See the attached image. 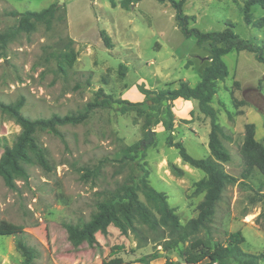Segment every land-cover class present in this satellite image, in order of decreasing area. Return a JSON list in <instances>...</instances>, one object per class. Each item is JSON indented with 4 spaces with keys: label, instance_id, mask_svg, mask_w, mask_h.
<instances>
[{
    "label": "rangeland",
    "instance_id": "rangeland-1",
    "mask_svg": "<svg viewBox=\"0 0 264 264\" xmlns=\"http://www.w3.org/2000/svg\"><path fill=\"white\" fill-rule=\"evenodd\" d=\"M119 1L0 0V32L16 24L11 11H39L55 5L49 29L37 23L32 31L17 32L0 46V102L22 98L24 115L48 118L82 111L85 104L100 96V88L113 99L142 102L146 98L139 85L160 89L183 79L194 86L209 52L205 44L196 45L194 37L182 35L170 4L140 0L124 9ZM244 1L184 0L183 10L192 17L190 26L222 30L229 20L239 37L264 48V25L245 23ZM251 10L254 19L264 17L259 5ZM102 30L109 35L112 47L103 42ZM71 49L76 53L74 62L60 68L61 55ZM223 60L228 74L218 81L211 106L230 136L222 139L230 153L224 168L237 180L225 187L208 225L213 239L224 242L229 233L240 231L244 251L264 254V229L256 220L264 211V175L254 168L242 178L240 154L245 123H254L257 140L264 137V63L246 50L231 51ZM191 103L193 109L186 111L185 106ZM120 107L116 102L98 106L83 121L59 126L57 133L39 132L38 140L47 151L52 170L28 165L27 179H16L14 188L0 177V220L22 227L24 240L39 251L33 264H101L116 246H121L115 255L121 256L124 264H144L135 260L154 247L161 248L153 242L152 234L140 242L132 232L122 234L113 225L106 234L96 232L94 245L83 242L74 247L67 238L65 222L88 220L107 189L142 174L136 163L120 161L123 145L139 143L144 155L138 161L147 169L148 182L166 194L182 223L196 216L203 193L195 191V182L205 173L184 163L178 149L168 145L167 137L180 141L191 156L206 157L209 119L199 112L194 99L174 100L168 106L174 120L169 132L160 123L145 128L144 113L135 109L123 113ZM148 128L154 130V138L142 145ZM18 131L14 118L0 110V136L11 141ZM171 164L183 174L173 173ZM180 248L182 244L161 252V257L150 264H164L166 260L184 264ZM21 262L13 234L0 231V264Z\"/></svg>",
    "mask_w": 264,
    "mask_h": 264
},
{
    "label": "trees",
    "instance_id": "trees-1",
    "mask_svg": "<svg viewBox=\"0 0 264 264\" xmlns=\"http://www.w3.org/2000/svg\"><path fill=\"white\" fill-rule=\"evenodd\" d=\"M139 1L120 0L119 4L122 8L129 9ZM157 1L170 4L174 11L175 23L184 37H194L198 46L206 45L209 52L208 61L199 71L198 82L191 86L186 80L180 79L178 82L166 83L160 89H147L144 85H139L146 98V101L142 102L113 99L100 88L97 91L100 96H97L93 102L85 104L82 111L62 116L53 114L48 118H30L24 115L21 110L22 98L12 103L0 102V110L12 116L19 126V131L13 135L11 141L3 135L0 136V147H2L0 177L8 187L14 188L16 179H27L28 165L35 164L46 171L52 170L53 166L47 157V151L38 140V133L42 131L57 133L59 126L83 121L95 107H106L116 102L121 104L120 111L123 113L130 109L144 113L147 117L145 128L160 123L170 132L174 120L168 109L169 103L179 98L194 99L199 112L209 119V155L203 158L191 156L183 144L180 141H172L170 135L167 137V143L178 149L179 157L184 163L205 173L195 182V191L203 193V198L196 207V216L182 223L175 208L169 205L166 194L156 190L148 182L147 169L138 161L144 155L139 143L123 145L120 149V161L136 163L142 174L131 176L114 188L107 189L104 197L96 202V210L88 220L77 223L65 222L67 238L74 247L83 242L94 245L97 243L96 232L106 234L108 227L113 225L122 234L132 232L140 242L145 241L149 234H152L153 242L161 246L160 249L154 247L152 252L138 257L136 262L150 264L152 260L161 257V250L165 252L182 244L178 253L184 264H264L263 253L254 254L241 248L244 237L240 231L229 233L225 241L220 242L212 238L208 225L225 187L237 180V177L224 168V163L230 159V153L226 150L222 139H229L230 136L227 135L225 127L218 123L217 112L211 106V101L218 90V81L224 80L228 74L223 56L231 51L246 50L253 53L256 60L264 63V48L239 37L233 31L234 25L229 20L225 21L226 27L222 30L203 31L190 26L192 17L183 10L184 0ZM112 4L115 5V2ZM254 5L264 9V0H245L243 19L248 25L262 27L264 17L253 18L251 8ZM54 9L55 5L51 4L39 11H11L10 14L16 17V24L0 32V46H5L17 32L32 31L37 23H43L49 29L54 18ZM101 38L106 47H112L106 31H101ZM75 58L74 50L64 52L61 55L60 68L64 69L65 65L71 66ZM235 84L237 85L238 81H235ZM148 101H152L153 104L150 105ZM242 103L244 101H240V104ZM151 116L156 118L152 120ZM240 154L244 164L242 178H247L254 168L264 175V137L262 141L256 139L254 123L244 125ZM171 170L177 175L183 174L182 169L174 164H171ZM256 220L264 229V211L257 215ZM0 231L13 234L16 250L22 256L21 264H33L39 251L24 240L22 227L0 220ZM200 232H204L205 235L199 236ZM116 250H121V246L113 247L110 257L102 259L101 264H124V259L115 255ZM164 264L177 263L166 260Z\"/></svg>",
    "mask_w": 264,
    "mask_h": 264
},
{
    "label": "water",
    "instance_id": "water-1",
    "mask_svg": "<svg viewBox=\"0 0 264 264\" xmlns=\"http://www.w3.org/2000/svg\"><path fill=\"white\" fill-rule=\"evenodd\" d=\"M154 130H152L151 128L147 129V138L145 140H143L142 145H146L149 142H151L154 138ZM161 252H163V250H161Z\"/></svg>",
    "mask_w": 264,
    "mask_h": 264
},
{
    "label": "crops",
    "instance_id": "crops-1",
    "mask_svg": "<svg viewBox=\"0 0 264 264\" xmlns=\"http://www.w3.org/2000/svg\"><path fill=\"white\" fill-rule=\"evenodd\" d=\"M179 99H180V98H179ZM176 100H178V99H176ZM176 100H175V101H176ZM193 106H194V105H192V103H191L190 106H185V108H186L185 110H186V111H187V110H188V111H189V110H192V109H193ZM157 259H159V258H157Z\"/></svg>",
    "mask_w": 264,
    "mask_h": 264
}]
</instances>
